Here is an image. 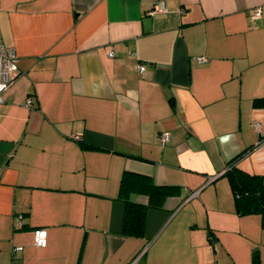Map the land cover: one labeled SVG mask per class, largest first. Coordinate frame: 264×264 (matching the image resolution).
<instances>
[{
  "label": "crops",
  "instance_id": "1",
  "mask_svg": "<svg viewBox=\"0 0 264 264\" xmlns=\"http://www.w3.org/2000/svg\"><path fill=\"white\" fill-rule=\"evenodd\" d=\"M0 36L18 73L0 102V264H264L261 216L237 215L221 175L248 146L237 165L264 174V0H0ZM124 171L176 187L140 238L120 233Z\"/></svg>",
  "mask_w": 264,
  "mask_h": 264
},
{
  "label": "trees",
  "instance_id": "2",
  "mask_svg": "<svg viewBox=\"0 0 264 264\" xmlns=\"http://www.w3.org/2000/svg\"><path fill=\"white\" fill-rule=\"evenodd\" d=\"M256 105H264V98L255 100ZM264 139L259 135L258 141ZM252 146H248L232 158L222 172L229 181L234 195V208L239 216L259 214L264 226V174L249 173L238 165V158ZM135 157V156H134ZM176 191L174 186L157 185L148 176L124 171L119 185L118 198L123 203L120 233L122 235L142 237L145 227L146 212L149 208H161L166 197ZM133 195H145L146 202L133 200ZM212 238V237H211ZM251 264H259L256 251L252 253Z\"/></svg>",
  "mask_w": 264,
  "mask_h": 264
},
{
  "label": "built area",
  "instance_id": "3",
  "mask_svg": "<svg viewBox=\"0 0 264 264\" xmlns=\"http://www.w3.org/2000/svg\"><path fill=\"white\" fill-rule=\"evenodd\" d=\"M165 7L162 2H157L151 10H149V14H155L164 12ZM261 13V9L259 7L254 8L253 16L258 17ZM109 56H113V52L110 51L108 53ZM199 60H204L203 57H199ZM17 66V56L14 50L10 47L5 46L0 36V102H2L3 94L13 85L15 80L18 77V73L15 72ZM137 69L139 72H142L145 69V64H138ZM26 105H30V100L26 102ZM256 130H259V124H256ZM75 138L79 137V134L74 135ZM159 139L162 144H165L169 140V133L164 131L159 135ZM21 215H17L15 218V226H21ZM33 242L37 247H45L47 244V231L45 228H37L33 231ZM15 250H19V247H16Z\"/></svg>",
  "mask_w": 264,
  "mask_h": 264
}]
</instances>
